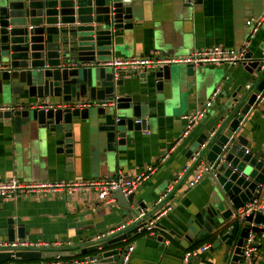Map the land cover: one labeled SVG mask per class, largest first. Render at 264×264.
I'll list each match as a JSON object with an SVG mask.
<instances>
[{
    "label": "water",
    "instance_id": "obj_1",
    "mask_svg": "<svg viewBox=\"0 0 264 264\" xmlns=\"http://www.w3.org/2000/svg\"><path fill=\"white\" fill-rule=\"evenodd\" d=\"M137 15V0H0V121L53 141L55 152L67 157L68 164H73L74 145L85 131L94 134L104 158L116 155L135 132L146 131L152 111L145 96L119 95L126 74L116 77L107 66L137 25ZM246 59L241 64L253 84L248 89L238 86L218 115L217 126L187 150L194 165L210 166L203 175L208 186L185 222L184 234L173 233L187 243L209 237L208 249L221 264H240L250 231L264 233V211L244 217L238 213L258 195L264 181V152L248 149L251 137L246 134L248 119L264 105V67L249 51ZM171 67L152 72L156 90L171 80ZM186 68L193 75V67ZM150 74L136 76L147 81ZM113 196L125 210L124 224L129 223L121 232L75 250L0 251V264H120L127 246L108 248L142 231L138 228L144 220L130 221L146 204L135 199L134 192L117 190ZM6 223L0 233L6 240L25 238L23 226L12 218ZM69 257L73 258L66 260ZM197 259L192 256L190 263Z\"/></svg>",
    "mask_w": 264,
    "mask_h": 264
},
{
    "label": "crops",
    "instance_id": "obj_2",
    "mask_svg": "<svg viewBox=\"0 0 264 264\" xmlns=\"http://www.w3.org/2000/svg\"><path fill=\"white\" fill-rule=\"evenodd\" d=\"M137 2V25L112 58L181 56L216 45L237 49L248 40L246 19L256 18L264 11V0ZM248 51L253 58L263 57L264 25L249 40ZM171 71V80L164 81L160 91L155 89L152 72L147 81L136 74H126L118 94L135 99L145 96L152 111L147 117L146 131L135 132L132 139L128 138L124 146L118 147L116 155L109 153L107 158H104L91 132L79 134L73 151L75 160L68 164L65 162L67 157L55 152L53 141H45L37 132L15 131L0 121V182L12 177L26 183L111 178L119 172L132 177L140 169L156 164L155 172L133 191L135 199L146 204L143 211L149 217L158 208L156 198L167 193L165 204L172 205V209L159 219L155 236L139 231L121 245L108 249L132 244L130 264H182L188 251L212 242L209 237L200 236L187 243L183 237L173 235L184 234V224L203 201L208 186V180L203 177L195 185H189L197 165L187 157V150L196 146L201 134H207L217 126L218 115L222 114L235 89L240 85L244 89L249 83L251 86L253 79L241 63L193 68V75L187 74L186 65L175 64ZM217 86H220L222 94L205 117L181 137L185 126L182 116L202 106ZM263 113L264 105L246 123V134L251 137L248 149L253 151L264 152ZM167 151L166 159L159 162V157ZM137 214L135 212V216ZM8 218L24 227L26 239L69 241L64 250H75L109 231L115 235L123 230L119 228L127 220L125 210L117 204L114 196L106 203L99 200L93 191L70 194L61 191L44 194L24 192L17 198L0 197V233ZM158 236L165 241L159 240ZM0 239L6 237L0 235ZM254 241L257 243L256 251L250 264H264V233L254 234ZM197 256L199 259L190 264H221L217 254L209 249ZM66 260L59 259L61 262Z\"/></svg>",
    "mask_w": 264,
    "mask_h": 264
},
{
    "label": "built area",
    "instance_id": "obj_3",
    "mask_svg": "<svg viewBox=\"0 0 264 264\" xmlns=\"http://www.w3.org/2000/svg\"><path fill=\"white\" fill-rule=\"evenodd\" d=\"M264 25V11L256 18H248L245 21V26L248 29V40L240 48H231L224 46H211L206 48L195 49L188 54L181 56H135L127 58L113 57L107 62V66L115 70V76L121 74H139L142 72H154L162 69L166 65L184 64L191 65L193 68H201L204 66H220V65H235L246 61V54L248 52L249 40L253 38L258 29ZM264 67V55L261 58V68ZM250 87V83L244 86L245 89ZM220 86H217L205 100L202 106L196 108L193 112L184 114L182 118L185 120V126L181 137L186 136L192 128L200 122L209 108L217 99L220 93ZM264 101V95L260 99ZM82 106V105H80ZM1 109V108H0ZM264 114V113H263ZM180 137V139H181ZM170 151V150H169ZM169 151L165 152L159 157V162H162L168 156ZM157 169L156 164L148 165L140 169L134 176L128 177L119 172L111 178H97V179H71L59 181H47L38 183H26L18 178L12 177L0 182V197L1 198H17L21 193H51V192H66L72 193L74 191H93L99 200L109 203L113 199V194L117 190H122L125 194L133 192L146 181ZM210 170V166L201 163L196 167L194 178L189 182L190 186L195 185L204 175ZM180 176H178L179 178ZM167 193H163L155 200L157 209L152 213V216H146L144 211L139 212L131 223L135 221L144 220L139 226L138 230L146 231L149 235H156V224L159 219L172 209V205L165 204ZM264 211V181L259 185L258 195L249 203L238 209L240 217L249 215L250 213ZM127 224H123L119 229H123ZM111 236V232L103 233L101 238ZM254 242V234L250 231L248 236L244 239L241 247V262L240 264H250L254 258L256 251ZM69 241L59 240L55 242L32 241L26 238L15 239L8 241L0 239V251L5 250H39V249H63L69 245ZM210 245H204L197 249L188 251L182 259V264H190V258L197 256L200 252L208 250ZM134 246L132 244L127 246L126 253L120 264H130V255Z\"/></svg>",
    "mask_w": 264,
    "mask_h": 264
}]
</instances>
